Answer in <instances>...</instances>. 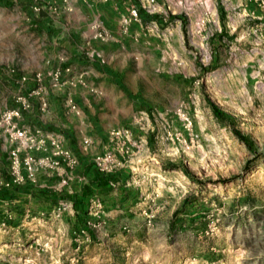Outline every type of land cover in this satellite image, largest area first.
<instances>
[{"label":"rangeland","instance_id":"rangeland-1","mask_svg":"<svg viewBox=\"0 0 264 264\" xmlns=\"http://www.w3.org/2000/svg\"><path fill=\"white\" fill-rule=\"evenodd\" d=\"M70 6L0 0V118L24 101L20 123L62 135L78 158L68 187L41 172L36 184L7 186L9 146L0 135V264H264L258 2L129 0L139 9L138 31L107 47L118 74L104 88L120 95L121 114L100 88H72L81 111L69 115L75 140L34 121L40 88H25L20 75L37 70L54 31L70 25L60 18ZM92 22L104 25L103 16ZM58 50L69 56L64 45ZM207 96L234 119L219 120ZM115 129L129 130L132 141H113ZM105 153L114 159L102 170L96 157Z\"/></svg>","mask_w":264,"mask_h":264},{"label":"crops","instance_id":"crops-1","mask_svg":"<svg viewBox=\"0 0 264 264\" xmlns=\"http://www.w3.org/2000/svg\"><path fill=\"white\" fill-rule=\"evenodd\" d=\"M70 4L71 10L63 11L64 15L60 17L70 25L64 27L61 31H54L50 37L53 40V45L47 50L51 51V53L44 52L38 63L37 70H28L20 74L25 78V84H22L25 85V88H36L37 84L38 88H52L45 89L44 97L48 101V107L41 109L42 115L40 118H34V121L45 127L48 125L52 126L54 130H63L67 136L68 133H72L69 115L81 114V111L79 113L68 111L65 105V98L68 96H74L78 100L77 94L74 95L72 88H91L96 91L99 90L97 88H100L98 92L102 95L105 94V99L117 103L114 106L117 117L121 114L120 95H111L108 91L104 92V88H109L108 85L112 77H116L118 74L115 67L116 52H109L107 49L109 47H117L127 37L136 38L135 35L139 25L138 18L130 16L129 0H70ZM99 4H105L107 10H110L108 11L109 13L105 10H100ZM96 12L99 16H103L105 28L113 34V38L107 42H102L95 35V24L92 22V18ZM43 19V23L51 25L50 20L46 22V18ZM59 45H64L67 48L68 57H64L62 52H59ZM68 66L72 70L64 73V83L58 87H53L48 77L49 72L58 67L66 68ZM38 72L42 73L45 78L42 82L37 83L31 76L36 75ZM80 72H83L86 84L83 86L81 84H70V78ZM33 101L37 103L34 109L37 112L36 114L39 115L40 100L35 99ZM62 104L65 105L64 109ZM33 116L35 117V115ZM62 126L67 127V129H63ZM70 139L75 140L76 138L69 137ZM5 145L9 146L6 141Z\"/></svg>","mask_w":264,"mask_h":264},{"label":"built area","instance_id":"built-area-1","mask_svg":"<svg viewBox=\"0 0 264 264\" xmlns=\"http://www.w3.org/2000/svg\"><path fill=\"white\" fill-rule=\"evenodd\" d=\"M258 2L264 10V0H251ZM38 10V8H37ZM131 16L139 17V9L136 6L131 8ZM95 35L102 40H110L111 33L100 22L94 25ZM70 66L58 67L49 72L48 77L53 87H58L64 83L65 72H71ZM45 76L38 72L35 80L42 82ZM70 84H86L83 72L70 78ZM44 88H40V109L48 107V101L44 97ZM23 107L28 105L23 101ZM23 107L8 109L2 113L0 118V135L9 144L8 161L10 178L6 185L22 184L30 182L36 184L39 172L47 175L61 176L60 188L68 187L76 179L74 168L78 164V158L73 149L67 146L62 135L46 130L42 127H30L20 123ZM68 111L79 113L77 102L72 96L66 98ZM113 141L126 145L132 141L131 133L127 129H115L110 132ZM85 144L90 143L89 138L84 139ZM114 159L112 153L99 154L96 162L101 165L102 170L108 169V164Z\"/></svg>","mask_w":264,"mask_h":264},{"label":"trees","instance_id":"trees-1","mask_svg":"<svg viewBox=\"0 0 264 264\" xmlns=\"http://www.w3.org/2000/svg\"><path fill=\"white\" fill-rule=\"evenodd\" d=\"M207 100L213 110V113L215 114V116L221 120V121H226V120H233L234 117L233 115L224 110L219 104H217L215 101H213L209 96H207ZM236 134L242 139L244 140L248 145H250V140L247 136H245L240 130H235ZM102 175L98 172L97 175H95V181H98L100 183H102ZM104 176V175H103Z\"/></svg>","mask_w":264,"mask_h":264}]
</instances>
